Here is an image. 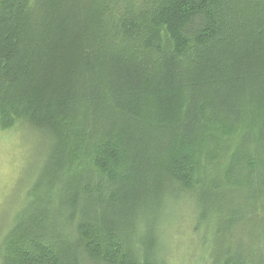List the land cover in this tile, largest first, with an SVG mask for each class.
<instances>
[{
	"label": "trees",
	"instance_id": "obj_1",
	"mask_svg": "<svg viewBox=\"0 0 264 264\" xmlns=\"http://www.w3.org/2000/svg\"><path fill=\"white\" fill-rule=\"evenodd\" d=\"M16 125L47 154L0 264H168L181 220L264 216V0H0Z\"/></svg>",
	"mask_w": 264,
	"mask_h": 264
},
{
	"label": "rangeland",
	"instance_id": "obj_2",
	"mask_svg": "<svg viewBox=\"0 0 264 264\" xmlns=\"http://www.w3.org/2000/svg\"><path fill=\"white\" fill-rule=\"evenodd\" d=\"M46 154L39 133L18 125L6 130L0 128V238L30 202L27 195L41 176ZM178 214L187 216L183 212ZM197 217L181 220L183 223H175V227L163 232L166 251L162 258L168 264H211L212 258L218 259L220 252L229 248L233 254L247 255L251 251L255 261H264L262 214L239 223L234 229L224 228L213 220H208L206 226L201 221L202 226L196 229L200 223Z\"/></svg>",
	"mask_w": 264,
	"mask_h": 264
}]
</instances>
